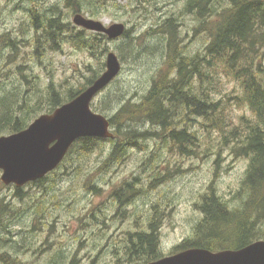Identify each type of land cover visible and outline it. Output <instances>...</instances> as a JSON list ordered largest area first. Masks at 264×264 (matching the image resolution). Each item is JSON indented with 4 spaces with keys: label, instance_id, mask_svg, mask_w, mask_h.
Returning a JSON list of instances; mask_svg holds the SVG:
<instances>
[{
    "label": "rangeland",
    "instance_id": "374dc122",
    "mask_svg": "<svg viewBox=\"0 0 264 264\" xmlns=\"http://www.w3.org/2000/svg\"><path fill=\"white\" fill-rule=\"evenodd\" d=\"M79 1L87 8L81 14L108 27L122 23L125 35L101 39L97 33L76 27L73 18L77 13L72 4L68 6L69 0H0V37L8 35L16 45H0V99L15 97L20 106L24 99L31 101L36 109L31 123L51 114L47 112L53 92L68 100L72 90L86 85L105 64L100 77L110 52L118 56L122 70L95 98L92 110L110 119L128 103L141 104L167 69L171 35L163 29L169 21L177 28L175 43L182 46L183 57L204 56L209 44L196 17L199 11H186L190 0ZM213 3L217 13L228 7L224 0ZM43 17L56 20L57 26L69 23L72 39L56 36L52 42L48 32L36 29L37 21L49 27ZM75 28L84 31L81 37L86 41H94L95 54L78 47ZM218 73L220 82L214 81L211 97L215 102L223 100L227 107L223 119L229 124L226 129L223 126L225 130L207 129L203 117L188 119L180 107L173 120L175 128L189 131L196 140L184 153L160 139H148L138 141V146L128 145L123 160L112 162L114 144L98 140L89 147L72 146L42 185L6 186L0 171V202L9 211L4 219L10 231L0 228V259L10 254L15 264H149L147 259L129 257L127 247L130 235L148 232L151 221L158 225L160 254L167 257L185 243H204V234H200L206 219L204 197L214 193L229 211H245L249 196L243 182L250 161L235 154L231 131L242 128V117L250 120L254 115L246 100H239L244 95L240 84L223 70ZM200 84L196 79L194 88ZM135 128L160 131L143 123ZM126 183L136 192L129 204L120 207L113 194ZM91 185L100 189L99 194ZM256 229L264 240V222ZM230 230L235 231L233 226Z\"/></svg>",
    "mask_w": 264,
    "mask_h": 264
},
{
    "label": "trees",
    "instance_id": "16d2710c",
    "mask_svg": "<svg viewBox=\"0 0 264 264\" xmlns=\"http://www.w3.org/2000/svg\"><path fill=\"white\" fill-rule=\"evenodd\" d=\"M224 2L228 4V7L221 13L215 10L213 0H190L187 4L188 13L196 14L195 10L199 11L196 14L197 20H201L203 30L210 38L204 56L200 55L193 59L183 57L180 48L182 46L175 43L176 27L173 21L168 22L167 27L163 29L164 33L171 35L166 71L161 73L141 104L128 103L110 118L112 129H116L115 138L108 139L114 144L110 155L112 162L122 161L127 146H138L140 140L160 139L164 144L179 147L184 153L187 146L191 148L196 144V140L189 131L187 133L186 130L179 131L175 128L173 120L179 108L184 110L188 119L191 116L203 117L204 126L207 129L225 130L229 124V122L225 124L223 119L227 113V107L223 100L215 102L211 97L212 91L216 88L213 83L217 81L219 69L240 84L244 91V95L239 100H246L254 117L250 120L242 117L240 124L242 128H235L231 134L235 140L233 148L235 154L248 158L250 161L243 182V190L249 196V200L245 203V211L238 213L229 211L214 193L204 197L205 204L202 211L206 219L200 226V234H204V243H185L178 247L176 253L193 248L213 252L238 250L262 240L256 228L264 222V0H224ZM70 4L75 14H80L87 9L79 0H69L68 6ZM200 4H203V7ZM91 13L96 16L93 11ZM43 22L45 25L49 24V27L37 21L36 29L48 32V38L52 39V42L56 36L60 40L72 39L69 23L60 20L61 23L57 26L56 20L48 18H44ZM84 31L77 30L75 38L76 42H79L77 45L81 49H90L95 54L94 41L89 42L81 37ZM98 36H101V39H107V36L103 34ZM0 45L16 48L15 42L8 35L0 37ZM35 55L39 57L40 53L36 52ZM104 67L105 64L102 71ZM102 71L95 72L88 78L86 85L78 90H72L66 101L62 100L58 93L53 92L49 101L51 108L47 113H52L63 104L75 99L93 84ZM198 78L200 87L194 88V81ZM19 104L15 97L0 99V136L20 133L32 122L31 117L36 114L32 102L24 99L21 106ZM140 123L152 125L160 131L159 133L153 130L154 133L139 132L135 124ZM98 140L105 141L97 138H81L73 147L82 144L89 147ZM48 179L49 176L37 183L42 185ZM91 188L99 194V188L94 185H91ZM135 192L132 184L126 183L120 190L114 192L113 199L120 207H124L129 204ZM6 213H9L6 205L0 202V228L10 232L5 225ZM149 226L148 232L130 235L127 249L129 257L137 256L147 259L150 263L163 256L159 251L160 234L155 227L158 226L157 222L151 221ZM205 226L206 230H204ZM231 226L235 231L230 230ZM225 241L232 243L224 244ZM0 261L6 264L16 262L10 254H4Z\"/></svg>",
    "mask_w": 264,
    "mask_h": 264
},
{
    "label": "water",
    "instance_id": "95a60500",
    "mask_svg": "<svg viewBox=\"0 0 264 264\" xmlns=\"http://www.w3.org/2000/svg\"><path fill=\"white\" fill-rule=\"evenodd\" d=\"M125 1V0H120ZM73 23L84 30L116 40L126 33V26H111L76 14ZM122 64L115 53H108L106 70L75 99L51 114L38 117L20 133L0 137L1 182L22 188L43 180L64 161L73 144L81 138L114 139L110 120L92 110L94 99L120 75ZM149 264H264V241L238 250L212 252L193 248Z\"/></svg>",
    "mask_w": 264,
    "mask_h": 264
},
{
    "label": "bare ground",
    "instance_id": "6f19581e",
    "mask_svg": "<svg viewBox=\"0 0 264 264\" xmlns=\"http://www.w3.org/2000/svg\"><path fill=\"white\" fill-rule=\"evenodd\" d=\"M174 21H175V20H174ZM167 22H168V21H167ZM164 26H166V25H164ZM164 26H163V27H164ZM177 27H178V26H177ZM176 29H177V28H176ZM148 33H149V32H148ZM149 37H150V36H149ZM131 42H132V41H131Z\"/></svg>",
    "mask_w": 264,
    "mask_h": 264
}]
</instances>
